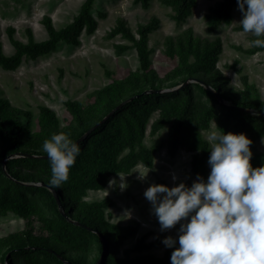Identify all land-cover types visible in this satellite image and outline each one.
I'll use <instances>...</instances> for the list:
<instances>
[{
	"label": "rangeland",
	"instance_id": "1",
	"mask_svg": "<svg viewBox=\"0 0 264 264\" xmlns=\"http://www.w3.org/2000/svg\"><path fill=\"white\" fill-rule=\"evenodd\" d=\"M84 1L0 0V40L5 52L12 54L14 51L7 34L8 27H14L16 37L22 41H27V27H32L37 40H44L48 36L42 22L45 16L52 18L57 29L63 28L79 14ZM222 1L196 0L191 13L184 20L178 21L174 3L167 0H149L147 6L135 0H95L92 13L97 20V28L92 34L83 30L79 44L61 42L54 50L37 59H24L14 70L0 67V99L30 113V120L20 117L25 122L29 121L27 134L49 139L55 131L61 129L71 138V128L75 125L67 101L77 100L87 105L92 101V92L115 80H127L129 76H138L142 72L132 43L120 34L110 35L121 18L136 34L139 27L151 25L148 33L149 48L152 51L150 58L152 69L158 77L174 83L173 75L181 65V57L178 54L170 56L169 42L176 45L180 40L191 38L201 44L216 47V68L222 76L229 78V89L236 91L237 95L246 91L251 103H255L258 96L259 103L264 104V47L254 45L253 41L257 37L242 30L239 21L243 16L238 4L230 9L229 20H225L224 16L212 21L208 19L209 15L213 16L212 9ZM117 45H128L130 48L119 52ZM194 82V79H190L161 90L163 93H173L150 102L152 113L143 142L136 147L137 158L129 171L112 175L102 187L88 189L83 198L88 202L105 204V218L116 226V232L130 231L134 234L123 241L115 252L116 257H125L128 249L133 251L130 254L132 257L143 253L163 256L167 250L174 251L163 240L169 235L178 238L180 224L162 230L152 203L144 193L153 183L175 186L186 182L191 185L197 179L195 163L205 164L207 177L210 174L209 156L203 155L201 151H190L184 143L175 140L181 124L183 127L198 125L202 137L208 143L207 137L213 130L246 133L253 141L252 164L257 155L264 154V118L256 116L248 119L229 112L226 102L224 105L213 100L195 84L191 88L190 114L185 119L181 117L177 104L187 94L180 90L184 85ZM227 90L226 87L221 88V92ZM44 106L56 113V125L42 119L41 108ZM251 111L256 114L253 109ZM128 152V149L124 150L119 158ZM18 167L34 171L41 170L44 165L22 163ZM4 184L1 177L0 192ZM25 195L31 205L50 220L49 228L43 221L35 219L37 233H60L67 246V255L73 256L78 251L84 254L88 262L95 259V239L75 228L66 227L37 191L26 190ZM108 200L112 203L107 205ZM24 229L26 221L20 215L11 210L0 214V240ZM144 235L147 236L145 242H154L155 245L146 251L134 250L137 240ZM32 261L35 264H59L43 254H33Z\"/></svg>",
	"mask_w": 264,
	"mask_h": 264
},
{
	"label": "trees",
	"instance_id": "2",
	"mask_svg": "<svg viewBox=\"0 0 264 264\" xmlns=\"http://www.w3.org/2000/svg\"><path fill=\"white\" fill-rule=\"evenodd\" d=\"M135 1L145 6L149 4V0ZM167 1L174 3L175 17L178 21L184 20L196 3V0ZM94 2L95 0H85L73 21L60 29L55 27L50 16H45L42 22L48 36L44 40H37L32 27H27V41H22L16 37L15 28L8 27L7 34L14 51L12 54L6 53L0 40V67L14 70L24 59H37L54 50L61 42L79 44V36L83 30L87 34H92L97 28V20L92 13ZM237 4L238 0H223L212 9L213 16L209 15L208 19L212 21L214 18L224 16L225 20H229L231 18L229 11ZM209 28L214 29L213 26ZM150 29V24L141 26L136 34L120 18L110 35L120 34L132 43L137 51L142 72L138 76H129L127 80H115L92 92L90 94L92 101L87 105L77 100L67 101V108L74 119L75 126L71 128L73 134L71 139L74 142L116 107L125 103L113 112L106 122L78 143L81 152L71 168L68 181L59 187L50 184L52 176L50 160L43 150L46 139L37 134H27L29 121L20 119L25 117L30 120V113L0 99V178L5 181L0 192V214L11 210L26 221V229L0 240L2 264H35L32 261L33 254H43L59 264H172L170 250L163 256L143 253L132 257L130 254L133 251L128 249L125 257H116L115 252L123 241L134 234L130 231L116 232V226L105 218L104 203L83 200L87 190L102 187L112 175L129 171L132 162L137 158L136 147L142 144L145 136L147 122L152 113L150 102L173 93L161 92L165 88L183 84L190 79L195 80L180 90L187 94L177 104L183 119L190 114L193 84L213 100L224 105L226 102L229 112L248 119L256 116L264 118V104L259 103L258 96L256 102L251 103L246 91L237 95L236 91L229 89V78L222 76L216 68L218 57L215 46L201 44L191 38L180 40L176 45L170 41L168 53L170 56L178 54L181 57V65L174 72V83L158 77L156 71L152 69L150 58L152 52L148 40ZM129 48L128 45H117L119 52ZM223 87L228 90L221 92ZM251 109L256 114H253ZM41 117L51 125L58 122L56 113L46 106L41 108ZM197 126L183 127L181 124L176 131L175 140L184 143L190 151H201L203 155L210 156L209 143L202 137ZM59 132L64 131L61 129L55 131ZM126 149L129 152L119 158ZM11 156L13 157L8 159ZM256 157L253 166L264 165V154ZM22 163H42L44 167L41 170L27 171L18 167ZM194 171L197 175L207 178L205 164L195 163ZM26 190L37 191L56 211L66 227L75 228L96 240L97 253L94 260L88 262L84 254L78 251L73 256L67 255L65 253L67 246L60 233L46 235L43 232L45 230L43 233H37L35 219L43 221L49 228L50 220L48 221L35 206L31 205L30 199L25 195ZM106 203L108 205L112 201L108 200ZM146 237L144 235L137 240L134 250L146 251L155 245L154 242H145ZM50 239L51 244L47 242Z\"/></svg>",
	"mask_w": 264,
	"mask_h": 264
},
{
	"label": "clouds",
	"instance_id": "3",
	"mask_svg": "<svg viewBox=\"0 0 264 264\" xmlns=\"http://www.w3.org/2000/svg\"><path fill=\"white\" fill-rule=\"evenodd\" d=\"M238 8L242 30L264 47V0H238ZM207 139L206 179L198 174L191 185L153 183L144 193L162 230L180 224L178 238L163 240L174 248L171 262L264 264V165L253 166V141L246 133L213 130ZM43 150L50 160V184L59 187L68 181L81 148L59 132L44 141Z\"/></svg>",
	"mask_w": 264,
	"mask_h": 264
},
{
	"label": "water",
	"instance_id": "4",
	"mask_svg": "<svg viewBox=\"0 0 264 264\" xmlns=\"http://www.w3.org/2000/svg\"><path fill=\"white\" fill-rule=\"evenodd\" d=\"M125 103V102H124ZM124 103H122L121 105L118 106V108H120ZM117 107L108 115L106 116L103 120H101L99 123H97L95 126H93L89 131H87L84 135H82L79 139H77L75 142L79 143L81 141H83L94 129H96L97 127H99L101 124H103L104 122H106V120L108 119V117L115 112L117 109ZM5 166V162L3 164Z\"/></svg>",
	"mask_w": 264,
	"mask_h": 264
}]
</instances>
